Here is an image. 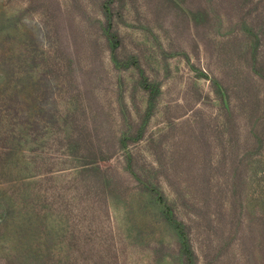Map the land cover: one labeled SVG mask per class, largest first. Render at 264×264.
Wrapping results in <instances>:
<instances>
[{
  "label": "rangeland",
  "instance_id": "obj_1",
  "mask_svg": "<svg viewBox=\"0 0 264 264\" xmlns=\"http://www.w3.org/2000/svg\"><path fill=\"white\" fill-rule=\"evenodd\" d=\"M102 1L0 0V264H184L146 182L193 264H264V0L115 1L116 60Z\"/></svg>",
  "mask_w": 264,
  "mask_h": 264
},
{
  "label": "trees",
  "instance_id": "obj_2",
  "mask_svg": "<svg viewBox=\"0 0 264 264\" xmlns=\"http://www.w3.org/2000/svg\"><path fill=\"white\" fill-rule=\"evenodd\" d=\"M115 1L119 2L122 0H103L102 5H101L102 10L104 12L105 19H106L104 31H105L106 40L109 43L108 50H109L110 54L112 55V58H115L114 60H116V58H117V56H116L117 48L120 46L121 41H122L119 33L117 31L113 30V26H112L111 8H112V4ZM115 62H117V61H115ZM119 63L121 64V61H119ZM122 66H124L125 68L132 66L138 71V75L140 78L139 85L146 92V95H147V97H146V108H145V117L147 118L152 112V105H153V101L155 98V93L157 92V88L144 76V73L141 70L140 66L138 65L135 57H131L130 60L127 62H122ZM33 125H34V128H36V126L38 125V122L35 120ZM126 137L127 136L123 135L119 139V144L122 148L124 145V141L126 140ZM146 185L148 186L147 190L149 192H151L154 195L155 194L158 195V200L161 201L162 210H163V213L165 214V220L168 221L176 230V233H177V235L180 239V242H181L180 245L182 247V254L184 255V264H193V260H192L193 252L190 248L188 240L186 239V235H185V231H184L185 229H184L183 224L181 223L180 220H178L174 216V214L171 211V208L166 206L165 198H164V195L162 193V190L156 191V189L151 187V185L147 182H146Z\"/></svg>",
  "mask_w": 264,
  "mask_h": 264
}]
</instances>
